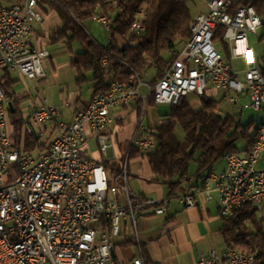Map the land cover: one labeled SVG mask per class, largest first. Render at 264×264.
I'll list each match as a JSON object with an SVG mask.
<instances>
[{
	"label": "built area",
	"instance_id": "obj_1",
	"mask_svg": "<svg viewBox=\"0 0 264 264\" xmlns=\"http://www.w3.org/2000/svg\"><path fill=\"white\" fill-rule=\"evenodd\" d=\"M23 0L0 9V70L17 73L25 82L43 77L45 50L32 43L33 24L41 21L38 4ZM238 0H207V12L196 15L189 37L176 57L153 84L137 76L127 83L109 76L111 52L104 51L102 73L108 91L94 93L88 104L74 113L71 123L59 122L60 111L35 97L23 118L22 133L43 140L45 149L37 153L16 146L13 134L6 133L8 103L0 84V264H146L137 231V218L152 210L164 215L170 199H144L128 186V157L115 172L86 155L88 140L97 141L106 153L111 145L108 128L111 111L125 107L133 98L146 104L176 105L193 94L201 97L208 86L223 92L245 94L244 107L264 115V55L255 53L248 35L256 36L264 23L249 3ZM143 8L131 29L143 31ZM94 21L109 32L112 19L93 15ZM223 29L230 59L245 64L243 79L235 75L214 40ZM146 93L141 94L140 88ZM231 98V102H235ZM12 104V103H11ZM130 145L143 155L151 154L155 141L150 136L132 138ZM264 130H258L253 150L247 155L228 154L225 169L205 178L207 200L218 196L219 215L233 217L246 204L259 209L264 204ZM174 199L185 208L195 206V194L185 192ZM127 225L136 246L135 257L125 263L114 258L113 239ZM196 264H258L253 255L242 251L201 255Z\"/></svg>",
	"mask_w": 264,
	"mask_h": 264
},
{
	"label": "trees",
	"instance_id": "obj_2",
	"mask_svg": "<svg viewBox=\"0 0 264 264\" xmlns=\"http://www.w3.org/2000/svg\"><path fill=\"white\" fill-rule=\"evenodd\" d=\"M245 3L264 16V0H238L235 6ZM48 5L61 22L51 41L64 40L70 52L72 43L80 45L81 51L73 53L71 66L78 85L87 81V73L91 74L88 81L93 94L108 91L101 66L104 51L112 54L109 63L111 80L127 83L131 77L141 78L153 69L154 77L150 83L156 82L189 37L193 19L187 0H49ZM140 8L144 14L143 31L136 33L131 27ZM103 14L113 15L109 45L105 47L96 44L82 25L93 15ZM214 40L229 64V48L223 40V29L217 32ZM259 41H264V23ZM1 72L0 84L14 109L13 113H8V120L16 146L30 153L43 151L45 146L38 137L22 133V111L12 92L14 83L6 70ZM199 100L198 109H192L185 98L171 105L167 119L151 133L155 149L144 157L154 179L167 187L169 196L186 191L183 185L190 178L191 165L195 166L193 175L203 181L226 155H247L252 151L258 136L260 126H254V119L243 124L233 115L220 114V102L205 94ZM148 102L154 104L153 98L150 97ZM240 141L242 146L238 147ZM123 152L128 157L141 155L129 146H125ZM256 213L257 209L251 204L244 205L232 218L224 220L221 232L226 248L253 255L258 264H264V217L258 218Z\"/></svg>",
	"mask_w": 264,
	"mask_h": 264
},
{
	"label": "crops",
	"instance_id": "obj_3",
	"mask_svg": "<svg viewBox=\"0 0 264 264\" xmlns=\"http://www.w3.org/2000/svg\"><path fill=\"white\" fill-rule=\"evenodd\" d=\"M22 1L0 0V9L21 3ZM48 1L42 0L38 4V10L42 19L33 24L32 37L33 45L37 49L45 50L48 53V56L43 61V77L27 83L17 73L7 72L14 83L12 85L13 93V88L17 84L20 82L23 84L24 91L21 95H16L19 108L23 106L20 109L22 111V121L31 110V101L35 97H39L44 99L49 106L59 109V122L71 123L74 113L83 109L93 95L92 85L88 81L91 78V74L87 73L85 75L87 81L78 85L76 82L77 75L71 66V60L73 53L81 51L80 45L72 43V52H70L64 40L51 41L52 34L61 27V22L54 10L49 7ZM207 10L206 0V10L201 13H205ZM88 20L102 26V24L94 21L92 18ZM261 34L262 27L257 31L256 36L252 35L256 47L247 39L249 46L253 48L255 53L264 55V50L260 49V45L264 43V41H259ZM89 36L91 37V35ZM91 39L96 42L92 37ZM96 44L98 43L96 42ZM76 45H78L79 49H76ZM108 45L109 38L106 46ZM233 61H239L245 68L242 59H230L229 66L232 72L231 63ZM1 71L3 70H0V75H2ZM233 73L239 77L238 74ZM153 77L154 70L145 83H150ZM83 85H86V90L81 88ZM140 93L145 94L146 88L141 87ZM204 94L208 98L220 102V105L224 101L232 106L239 105V114L242 113V109L249 101L245 94L236 96L231 92L219 91L211 86L206 88ZM190 95L196 101L194 104H190L187 101L188 104L192 109H198L200 107V97H196L193 94H189L188 96ZM44 96H46V99ZM187 97H185L186 100ZM232 97L236 99L235 102L230 101ZM169 111L170 105H156L149 104V102L144 104L139 98L131 99L127 106L115 108L111 111L113 121L108 128V133L111 136L109 141L111 145L110 149L105 154L102 153L99 150L97 141L91 138L88 140L86 155L102 164L109 172H115L124 157H128L127 153L123 152V148L125 146L134 148L130 145L132 138L152 137L151 133L167 119L166 115ZM252 119L254 118L249 120ZM262 123H264V119L258 124L255 121L254 126H260ZM91 144H94L97 148L93 156L88 154ZM221 161L222 164L216 166L217 162L210 173L218 174L225 169L224 159ZM261 167H264V156L260 158L257 164V168ZM128 171V186L132 192L144 199H170L164 215H155L152 210H149L137 218L138 238L146 264H196L201 255H208L211 252L222 254L226 250V243L221 232L224 220L219 215L217 193L212 192L210 200H207L203 193L207 175L202 181L193 175L195 168L193 173L190 172V178L184 182L183 186L186 188L185 192L195 194V206L185 208L174 199V197L185 192H176L175 195L169 196L167 187L154 179L155 177L151 174L144 156L134 155L128 157ZM259 213L262 216H258ZM256 214L258 218L264 217V204L257 209ZM113 243L116 262L125 263L135 257L136 246L132 241L127 225L122 224L120 235L113 239Z\"/></svg>",
	"mask_w": 264,
	"mask_h": 264
},
{
	"label": "rangeland",
	"instance_id": "obj_4",
	"mask_svg": "<svg viewBox=\"0 0 264 264\" xmlns=\"http://www.w3.org/2000/svg\"><path fill=\"white\" fill-rule=\"evenodd\" d=\"M187 6L189 8V12H190L191 17L194 18L196 15H198L199 13H201V12H203V11L206 10V0H187ZM111 15H106L105 14L106 17H109V18L112 19L113 18V15H112V17H111ZM82 25H83L84 29L86 30V32L89 35H91V37L98 44H100L102 46H106L107 45V41H108V38H109V32L106 31L101 25H99V24H97L95 22H92L91 20L85 21ZM247 38L256 47V44L254 43L253 36L252 35H248ZM77 46L78 45H76V49H79V47H77ZM260 49L261 50H264V43H262L260 45ZM231 65H232L233 72H235L236 74L239 75V79H243V73H244V69H245L244 68V65L241 64V63H239V61H233L231 63ZM152 74H153V69H150L149 71H147L146 74H144L141 77L142 81L145 82L149 78V75L151 76ZM81 88L83 90H86L87 87H86V85H83ZM23 89H24L23 88V84L21 82L19 84H17L13 88L14 93L17 96L22 94V92L24 91ZM45 97L46 96H44V98ZM187 101L190 104H194L196 100H195V98L193 96L190 95V96L187 97ZM21 108H23V106ZM238 110H239V105L232 106L228 102L224 101L220 105L219 113L222 114V115H225V114L233 115V116H235V118H236L237 121H239V122H241L243 124H245L251 118H254L257 124L260 121H262V119H264V116H262V113H255V112H253L251 110H247L246 108H243L242 109V113L239 114ZM6 133L8 135H11L13 133V131H12V125L9 122V120H8V122L6 124ZM237 146L238 147H241L242 146V142L241 141L238 142L237 143ZM96 149H97L96 146L94 144H91V147H90V149L88 151V154L90 156H93ZM221 164H222V161H219L216 164V166L217 165H221ZM194 168H195L194 165H191L190 166V172L191 173L194 172ZM131 186H132V183H131ZM129 189H130V187H129ZM258 216H262V214L259 213Z\"/></svg>",
	"mask_w": 264,
	"mask_h": 264
},
{
	"label": "bare ground",
	"instance_id": "obj_5",
	"mask_svg": "<svg viewBox=\"0 0 264 264\" xmlns=\"http://www.w3.org/2000/svg\"><path fill=\"white\" fill-rule=\"evenodd\" d=\"M259 130H264V123L260 125ZM230 253H239V250L230 249Z\"/></svg>",
	"mask_w": 264,
	"mask_h": 264
},
{
	"label": "water",
	"instance_id": "obj_6",
	"mask_svg": "<svg viewBox=\"0 0 264 264\" xmlns=\"http://www.w3.org/2000/svg\"><path fill=\"white\" fill-rule=\"evenodd\" d=\"M8 109L10 113H13L14 109L11 103H8Z\"/></svg>",
	"mask_w": 264,
	"mask_h": 264
}]
</instances>
